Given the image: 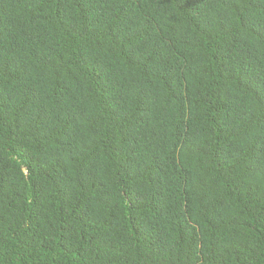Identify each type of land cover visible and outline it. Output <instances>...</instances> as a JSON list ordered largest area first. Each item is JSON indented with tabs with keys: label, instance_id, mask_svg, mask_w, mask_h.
I'll return each instance as SVG.
<instances>
[{
	"label": "trees",
	"instance_id": "obj_1",
	"mask_svg": "<svg viewBox=\"0 0 264 264\" xmlns=\"http://www.w3.org/2000/svg\"><path fill=\"white\" fill-rule=\"evenodd\" d=\"M0 264H264V0H0Z\"/></svg>",
	"mask_w": 264,
	"mask_h": 264
}]
</instances>
